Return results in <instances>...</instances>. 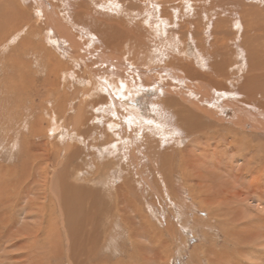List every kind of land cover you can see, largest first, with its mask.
<instances>
[{
    "label": "rangeland",
    "instance_id": "rangeland-1",
    "mask_svg": "<svg viewBox=\"0 0 264 264\" xmlns=\"http://www.w3.org/2000/svg\"><path fill=\"white\" fill-rule=\"evenodd\" d=\"M3 1L0 0V42L13 35L12 24H17L14 25L15 27H26L27 30L24 33H28L30 37L23 34L21 39L12 43L6 51L1 52L0 49V130L6 129L3 134L2 131L0 132V264H258L263 262L264 130H254L255 132L252 131L253 129L249 130L251 125L248 123V130H246L248 137L241 135L238 129L240 127H236L238 125L234 121H237L238 114L243 117L246 113L238 112L234 103L228 100V107L224 109L225 115L220 116L224 118L222 122L213 126L210 123L209 128L191 126L188 130L184 128L185 133L182 132L172 122L176 109L179 115L183 117L186 115L184 108L177 105L171 108L164 105L163 101L170 97L165 89L176 91L179 90V85H183L181 81L175 80V72L169 70L173 68L169 62L172 61L171 64H174L176 59L159 55L156 58L152 48L154 41H150L152 36L138 29L137 25L124 23L129 31L133 29L131 34L123 30L122 25H118L117 28L114 17L107 18L101 13L102 17L98 12L96 9L98 0H94L96 4L91 3V0L90 2L88 0H39L48 10L53 9L54 17L57 18L59 15L58 18L63 19L67 13V17L74 20L76 27L80 25L85 29L87 27L86 30H92L94 41L87 43L82 36L78 38L79 44L74 45L75 47L71 46L70 41L67 40L60 41V44L57 43L56 46L47 43L52 34L47 31L43 19L36 21L35 0ZM11 1L14 3L12 8ZM150 1L153 3L160 0H121L122 3L127 4L126 8L138 10ZM182 1L175 2L174 6L181 5ZM244 1L252 3V8L264 11L262 6L264 0ZM85 3L90 6H85ZM196 3V8L200 7L201 11L207 9L211 18L206 19L205 12L202 11L204 12L202 15L197 12L192 16L183 14L181 20L186 21L187 18V20H193V23L200 20L201 26L199 30L197 27L196 34L200 36L198 40L192 36L195 32L193 27H190L193 26L192 22H184L186 27H181L179 23L174 25L172 8L166 6L167 4H161V7L166 10L163 16L170 17L172 20L169 22L173 29L172 39L177 38L180 42L182 40L185 43L186 53L190 57L193 53L200 54L209 57L210 63H213L211 60L219 61L222 54L231 60L237 58L238 65L228 68L232 73L224 72V82H221L219 77H214L217 80L215 85L225 88L223 90L231 94L235 93L238 100L244 98L250 101L252 110L264 113V105H262L264 103V55L259 60V62L262 61L258 64L259 66L252 65V61H247L246 66L241 52L243 43L241 38L245 36L242 34L240 38L242 32H237L234 27L233 20L240 19L243 0H201ZM14 5L18 7L15 9ZM170 5L173 6L172 3ZM18 8L21 9L20 14L16 13ZM216 10H219L218 14L215 13ZM13 13L21 19L13 17ZM257 18L258 23H255V26L262 30L264 20H260L262 23L259 24L260 17ZM101 21L108 26L99 24ZM225 22L230 29V34L227 45L222 48L221 39L219 42L216 39V35L219 36V34L215 32V27ZM74 25L72 33L79 34L78 27L75 28ZM1 27L3 29L6 27L4 29L6 32ZM96 27L97 29L100 27L99 31ZM248 34V42L250 38L252 42L251 48L255 41L264 54V39L256 36L255 40L251 32ZM28 42L33 43L31 46L36 48L37 53L42 50L40 56L44 54L45 58L42 56L41 60L40 56L38 58L23 54L21 45ZM79 45L83 50L78 48ZM32 48L29 47V51ZM250 55L252 56L251 52ZM15 56L20 60L15 58V61H12L11 57ZM76 59H78L77 62ZM208 62L206 59V68L201 70L214 74L216 68L214 64L209 67ZM48 64L52 65V70ZM238 66L244 69L248 67V76L255 78L248 81L241 75L242 71L238 70ZM25 68L28 69L25 71ZM102 77L105 79L109 77L116 84L122 81L128 83L144 80L147 77L152 78L155 87L148 88L141 85L142 89L136 91V94L130 84L127 87L123 82L122 94L132 92L135 106L143 114L154 116L157 120L156 113H159L158 117H162L168 126L172 124L171 128H175L177 132L171 134L166 126L165 131L161 129L159 132L155 130L152 133L150 130V132L145 130L146 127L143 126L142 134L145 138L141 140L133 126L126 125L123 119L119 122L115 110H122L119 114L124 111L120 105H113L111 98L115 102L121 98L100 85L98 80ZM256 78L260 84L255 82ZM23 80L24 83H22ZM174 83L175 88L172 87ZM49 84L51 86H48ZM159 87H164L162 88L164 91H161ZM198 98H200L199 95ZM230 98L233 97L229 96L228 99ZM215 100L219 107L222 101L223 104L225 103L221 93H218ZM235 116H237L236 119ZM244 119L247 121L246 117ZM12 121L16 126L15 131L8 127L11 128L14 125ZM206 122L210 121L206 120L203 124ZM19 125L20 127H17ZM232 127L237 128V136L229 135L233 132ZM193 129L196 130L193 131ZM227 130L230 132L227 133ZM161 133H165L166 141H163L164 136ZM171 136H175L174 139L180 136L179 142ZM210 136L213 138L211 139ZM241 136L246 139L243 142L245 144L240 148L237 140ZM197 137H201V142L209 146L208 149ZM16 138L19 143L14 140ZM223 141L227 142V145ZM15 142L19 144L18 147L17 145H15L17 148L11 147V143ZM66 145L68 149L65 148ZM191 146L194 148L191 149ZM224 149L229 151L226 153ZM141 153L145 155V158ZM233 153L235 157L239 155L245 160L244 166L237 161L239 158L233 159ZM129 155H132L131 161H128ZM144 166H147L149 171ZM29 168L30 171H28ZM156 169L163 178L155 172ZM20 170H23L24 175ZM186 175H190V178ZM53 176L60 178L58 181L61 182L59 181L60 185L59 182L57 185L59 186L57 196L54 194L52 197L51 180L54 179L55 182L57 180ZM66 177L68 180L65 179ZM42 180L46 182L45 186ZM161 182L167 184L162 186ZM109 183L117 185L116 192H113L114 189L111 192L107 189ZM167 187H169L168 191H166ZM60 192L62 197L59 195ZM116 194L119 196H115ZM258 198L260 201H256ZM126 201L129 202V208L123 209L127 204ZM201 203L204 206L207 205L205 210L200 207ZM149 205L150 209L147 208ZM125 210L127 212H123Z\"/></svg>",
    "mask_w": 264,
    "mask_h": 264
},
{
    "label": "bare ground",
    "instance_id": "bare-ground-1",
    "mask_svg": "<svg viewBox=\"0 0 264 264\" xmlns=\"http://www.w3.org/2000/svg\"><path fill=\"white\" fill-rule=\"evenodd\" d=\"M3 1V0H2ZM58 1V0H57ZM89 2H90V0H88ZM123 1V0H122ZM147 1H149V0H147ZM177 1H179L180 2V0H171V1H162V0H160L159 2H149V4H145V6L143 7V8H141L140 10H138V9H129L128 7L126 8V6H127V4H124V3H122L121 2V0H98V4L96 5V9H98V12L101 14H105L106 16L105 17H109V18H113L114 17V19H116V22H115V26L118 28V25H122V29L123 30H127V32H130V34H131V31L133 30V29H131V31H129L128 29H127V25L125 26L124 25V23L125 24H130V25H137L136 27L138 28V29H140V30H142V31H146V32H148L151 36H152V39H150V41L151 42H153L154 41V44H153V46H152V48H153V50H154V52L156 53V58H158V55L160 56V57H164V56H168V57H174L175 59H176V61L174 62V64H171L172 63V61L171 62H169V65H173V68H170V67H168V68H170L169 70H171V71H173V72H175V80L176 81H178V82H182L181 84H183V85H179L180 86V88H179V90H174V89H171V90H169L168 89V91H166L167 89H165V92H168L169 94L168 95H170V97H167V98H169V99H167V100H163L164 101V105H166V106H171V108H173L175 105H177V106H179V107H181V108H184L183 110L185 111L184 112V114H186V115H184V117H183V115H179V112H178V109H176L177 111H175V117H174V121L172 122L176 127H178L179 129H181V131L182 132H184L185 133V131H184V128H187L186 130H188V128H191V126L193 127V126H195V128H197V127H200V126H203V128H209L210 127V125L212 124V126L213 125H216L218 122H222L223 121V119L224 118H222V117H220V116H223V115H225V112H224V109H226L227 107H228V105H227V103H229L228 102V100L229 101H231V103L233 102L234 103V106H235V108H237L238 109V112H241V113H243V111H244V114L246 113V115H244L245 117H246V119H247V121H249V122H247V121H244L245 119V117L243 118L240 114H238V117L237 116H235V119H236V117L238 118L237 119V121L235 120L234 121V119H233V121L236 123V125H238V126H236V127H240V128H238L239 129V133L241 134V135H245V137H248V136H246L247 135V133H246V130H248L247 129V124L248 123H250V125H251V128H249V130H252V131H254V130H258V131H263L264 130V113L263 112H258V110H252L250 107H252V106H250V101H248V100H246V99H244V98H240L239 100H238V98H237V96H235L236 94L235 93H230V92H227L226 90V92L223 90V89H225V88H221V87H216V82H217V80H215L214 79V77L215 78H217V77H219L220 78V81L221 82H224L225 81V78H224V72L225 73H228V68H232L234 65H238V62H237V58L235 59V60H231V59H229V58H227L226 57V55H224V54H222L221 56H220V59H219V61H214V60H211L213 63H210V58L209 57H206V56H203V55H200V54H192V57H190V55H188V53H186L187 51H186V47H185V43L184 42H182V40H181V42L179 41V39H177V38H174V39H172V35H173V33H172V31H173V29H172V25H170L169 24V22H172V20H171V18L170 17H165V16H163V13L165 14L166 13V10L163 8V7H161V4H167L166 6H170L172 9V12H173V18L172 19H175V21H174V25H178V23H179V25L181 26V27H186V25H184V22H192V25L193 26H190V27H193V30H195V32H193V34H192V36L193 37H195L197 40H198V37H200L199 36V34L198 35H196L197 34V27H198V30L200 29V26H201V22H200V20L198 19V20H196V22L195 23H193V20H187V18L185 19L186 21H183V20H181L182 19V17L181 16H184L185 14H186V16H192V14H195V12H197V14H204V12H205V17H206V19H209V17L211 18V16L208 14V10L206 9V10H202V11H204V12H202L201 11V9H200V7H199V9L198 8H196V6H195V4H197L196 2H199V1H201V0H181L182 1V3H181V5H179V4H177V5H175L174 6V4H175V2H177ZM247 1V0H246ZM4 2V1H3ZM21 2V1H20ZM62 2V1H61ZM92 2H94V0H91V3ZM144 2V1H143ZM87 3V2H86ZM85 3V4H86ZM145 3V2H144ZM148 3V2H147ZM173 4V6L172 5H170V4ZM1 4V3H0ZM11 4H12V6H11V8L13 7V2L11 1ZM10 4V5H11ZM82 4H83V2H82ZM88 4V3H87ZM85 5V6H88V5ZM94 4H96L95 2H94ZM70 5V4H69ZM126 5V6H125ZM253 4L252 3H247V2H245L244 0H243V3H241V11H240V14H239V20L238 19H234L233 21H234V27H235V29H236V31L237 32H242L241 33V35H240V38L242 37V34H243V36H245V37H242L241 38V41L243 42L242 44H241V52H242V54H243V58H244V63H246V66H247V61H252L253 63H252V65H256V66H259L258 64L261 62L262 63V61H260L259 62V60L262 58V55H264L263 53H262V51H261V48L260 47H258L257 45L258 44H256V42L255 41H253L254 42V44H253V48H251V45L250 44H252V42H250V40H251V38H250V40H249V42H248V37H249V34H248V32H251L252 33V38H257L256 36H259V38H261V39H264V27H262L261 29L262 30H260L259 28H257L256 26H255V23H258V18L257 17H260V19H259V24H261L262 23V21H260V20H264V11L262 12V10H256V9H254V8H252L251 6H252ZM71 6V5H70ZM90 6V5H89ZM88 6V7H89ZM94 6V5H93ZM262 6H263V9H264V4H262ZM18 7V6H17ZM15 5H14V8L16 9L17 8ZM57 7H59V5H57ZM87 7V8H88ZM95 7V6H94ZM35 14H36V16L35 17H37V18H35L36 19V21H41L42 19L44 20V23L46 24V26H47V31H49V33H51L52 34V36H51V38L50 39H48V41H47V43H49V45H54V46H56V44L57 43H59L60 44V41H62V40H67V41H70V43H71V46H73V47H75L74 45H76V44H79V41H78V38H80V37H82V36H84L85 37V39L87 40V43H91V42H93L94 41V37H93V34H92V30H86L87 29V27H86V29L85 28H83L82 26H77L76 27V25H74V20H71V19H69L68 17H67V13H66V15L63 17V15H61L62 17H63V19L61 18V19H59L58 18V16H57V18L56 17H54V15H53V13H52V11H53V9H50V10H48L41 2H39V0H35ZM78 8V7H77ZM85 8V7H84ZM14 9V10H15ZM20 8H18V10H19ZM95 9V8H94ZM222 9V8H221ZM9 10V9H8ZM18 10H17V12L16 13H19L20 14V12H21V9L19 10V12H18ZM70 10V9H69ZM74 10H76V8L74 9ZM77 10H79V9H77ZM85 10V9H84ZM219 10H216L215 11V13H217ZM63 12V11H62ZM96 12H97V10H96ZM135 12V13H134ZM1 13V12H0ZM9 13V12H8ZM10 13H12L11 12V10H10ZM15 13V12H14ZM13 13V14H14ZM79 13V12H78ZM85 13V12H84ZM95 13V12H94ZM168 13V12H167ZM3 14V13H2ZM64 14V13H63ZM87 14V13H86ZM101 14V15H102ZM168 14H170V13H168ZM184 14V15H183ZM218 14V13H217ZM16 14H14V16L13 17H15V18H18V20H20L19 19V17H17V16H15ZM103 15H102V17H103ZM5 16V15H4ZM20 16H22V15H20ZM68 16L69 17H71L72 18V16L70 15V14H68ZM79 17H80V14L78 15ZM203 16V17H204ZM11 18H12V14H11V16H10ZM87 17V16H86ZM202 17V18H203ZM94 18V17H93ZM92 18V19H93ZM100 19V18H99ZM105 19V18H104ZM193 19V18H192ZM7 20V19H6ZM9 20H11V19H9ZM13 20V19H12ZM102 20V19H101ZM176 20H178V22H176ZM14 21H15V19H14ZM85 21V20H84ZM96 21H99V20H96ZM95 21V22H96ZM103 21V20H102ZM102 21L99 23V24H101V25H105V24H103L102 23ZM7 22V21H6ZM5 22V23H6ZM92 22V21H91ZM94 22V23H95ZM264 22V21H263ZM8 23V22H7ZM23 23V22H22ZM109 23V22H108ZM26 24V23H25ZM71 24H73L74 26H75V28H77V32H79V34H73L72 33V31H73V29H74V27H73V25H71ZM88 24V23H87ZM196 24H198L197 26H195ZM226 24H227V22H225V24H220V25H218V26H216L215 28V32L217 33V34H219V36H220V38H219V36L218 35H216V39L218 40V42H219V39H221V47L222 48H224L225 47V45H227V40H228V36H229V34H230V29H229V27H228V25L226 26ZM14 25H17V24H12L11 25V30H12V34L13 35H11V37H7V38H5L2 42H0V49H1V52L2 51H6L7 49H9L8 47L10 46V45H12V43L14 44L17 40H20L21 39V37H22V35L23 34H25V35H28L29 36V34L27 33H24L26 30H27V28L25 27H15ZM29 25H31L30 23H29ZM96 25V24H95ZM107 25V24H106ZM105 25V26H106ZM112 25V24H111ZM19 26H20V24H19ZM84 26H86V25H84ZM97 26H99V25H97ZM104 26V27H105ZM108 26V25H107ZM109 26H110V23H109ZM33 27V26H32ZM90 27H91V25H90ZM104 27H101V28H104ZM121 27V26H120ZM135 27V26H134ZM190 27H187L188 29H190ZM251 27H253V28H251ZM2 29H3V27H1ZM6 28V27H5ZM4 28V29H5ZM30 28V27H29ZM100 28V27H99ZM98 28V29H99ZM4 29H3V31H4ZM96 29H97V27H96ZM97 29V30H98ZM110 29V28H109ZM109 29H107V30H109ZM121 29V28H120ZM183 29V28H182ZM31 30V29H30ZM72 30V31H71ZM190 30H192V29H190ZM232 30V29H231ZM96 31V30H95ZM99 31V30H98ZM235 31V32H236ZM4 32H6V31H4ZM10 32V31H9ZM31 32V31H30ZM76 32V33H77ZM82 32H84V33H82ZM97 32V31H96ZM108 32V31H107ZM110 32V31H109ZM201 32H204V31H201ZM207 32V31H206ZM200 33V32H199ZM128 34V33H127ZM141 34V33H140ZM103 35H105V34H103ZM251 35V34H250ZM8 36V35H7ZM97 36V35H96ZM99 36H101V35H99ZM113 36V35H112ZM261 36V37H260ZM30 37V36H29ZM3 38V37H2ZM75 38V39H74ZM88 38H89V40H88ZM97 38V37H96ZM248 38V39H247ZM27 39V38H26ZM85 39H83V40H85ZM102 40H103V38H101ZM28 40V39H27ZM256 40V39H255ZM258 42L260 41V40H257ZM150 42V43H151ZM23 43V42H22ZM64 43V42H63ZM99 43H101V42H99ZM187 43V42H186ZM261 43V42H260ZM259 43V45H261ZM38 44V43H37ZM94 44V43H93ZM101 44H103V43H101ZM112 44V43H111ZM263 44V43H262ZM31 45H33V43L31 44V43H29L28 42V44L27 43H24L23 45H21V50H22V52H23V54H26V55H33V57L34 56H36V57H38L39 58V56H40V53L42 52V50L41 51H39L40 53H37V50H36V48H32V46ZM69 45V44H68ZM95 45V44H94ZM30 48H32L30 51H29V47ZM61 46V45H60ZM66 46V45H65ZM81 45H79V47L78 48H80V49H82L81 47H80ZM84 46H85V44H84ZM84 46H82V47H84ZM93 46V45H92ZM110 46H112V45H110ZM256 46V47H255ZM264 46V45H263ZM37 47V46H36ZM44 47V46H43ZM90 47V46H89ZM103 47V46H102ZM39 48V47H38ZM67 48V47H66ZM85 48V47H84ZM40 49V48H39ZM42 49H44V48H42ZM45 49H46V47H45ZM72 49V48H71ZM92 49V48H91ZM251 49V50H250ZM47 50V49H46ZM83 50V49H82ZM264 50V49H263ZM26 51H28V53H25ZM65 51V50H64ZM69 51V50H68ZM63 52V51H62ZM67 52V51H66ZM100 52H101V50H100ZM152 52V51H151ZM221 52V51H220ZM219 52V53H220ZM250 52H251V54H252V56L250 55ZM91 53V52H90ZM71 54V53H70ZM80 54V53H79ZM191 54V53H190ZM3 55V54H2ZM38 55V56H37ZM47 55V54H46ZM103 55V54H102ZM249 55V56H248ZM42 56H44L43 58H45V55L43 54ZM42 56H40V58H41V60L43 59L42 58ZM99 56V55H98ZM47 57H48V55H47ZM69 59H70V57L69 56H67ZM153 57V56H152ZM248 57H249V60H248ZM11 58H13V60L12 61H15V58H18L19 59V57H11ZM37 58V59H38ZM74 58V57H73ZM35 59V58H34ZM37 59H36V61H37ZM113 59H114V57H113ZM206 59L209 61L207 64H209V67H211V65L212 64H214V67L216 68V70H215V75L214 74H210V73H205L206 71L205 70H201V69H204V68H206L205 67V61H206ZM239 59V58H238ZM20 60V59H19ZM48 60V59H47ZM46 60V61H47ZM53 60V59H52ZM77 60L78 59H76V62H77ZM264 60V59H263ZM35 61V62H36ZM39 61V60H38ZM80 61V60H79ZM82 61V60H81ZM164 61V60H163ZM174 61V60H173ZM43 62V61H42ZM16 63V62H15ZM48 63V62H47ZM102 63V62H101ZM157 63V62H156ZM23 64V63H22ZM52 64V63H51ZM54 64V63H53ZM52 64V65H53ZM161 64H163V63H161ZM48 65H50V64H48ZM52 65H50V69H51V67H52ZM21 66V65H20ZM167 66V65H166ZM262 66V65H261ZM25 67V66H24ZM26 67H28V66H26ZM263 67V66H262ZM261 67V68H262ZM30 68V67H29ZM167 68V69H168ZM238 68V70L239 71H242L241 72V75L244 77V78H246L248 81H249V79H254V78H252L251 76H248L249 75V73H248V67H246L245 69L244 68H241L240 66H238L237 67ZM251 68V67H250ZM21 69H22V66H21ZM20 69V70H21ZM26 69H28V68H25V71H26ZM164 69H166V68H164ZM211 69V68H210ZM52 70V69H51ZM50 70V71H51ZM54 70V69H53ZM202 71H204V72H202ZM29 72H30V70H29ZM63 72H65V70L63 71ZM172 72V73H173ZM229 72H231V71H229ZM247 73V75H246V73ZM20 73H22V71L20 72ZM56 73V72H55ZM139 73V72H138ZM204 73V74H203ZM232 73V72H231ZM23 74H25V73H23ZM73 74V73H72ZM257 74V73H256ZM256 74H254V75H256ZM30 75V74H29ZM45 75V74H44ZM51 75V74H50ZM251 75V74H250ZM260 75V74H259ZM252 76H253V73H252ZM257 76V75H256ZM19 77V76H18ZM107 77V76H106ZM49 78H50V76H49ZM138 78V77H137ZM144 78V77H143ZM163 78V77H162ZM258 78V77H257ZM256 78V79H257ZM164 79H166L165 77H164ZM120 80V79H119ZM27 81V80H26ZM99 82H100V85H102V87H104L106 90H108V92H114L115 93V95L117 96V97H120L121 99H119L118 100V102H115V100L114 99H112L111 98V101H112V104L113 105H120V107L123 109V111H124V113H122V114H119L122 110H115L116 112H117V117L119 118V122H121V120L123 119L124 120V122L126 123V125H128V126H130V127H132L133 126V128H135V132H136V134L139 136V138L141 139V140H143L145 137H144V135L142 134V132L144 131L143 129V126H145L146 128H145V130H150L152 133H154V131L156 130V131H158L159 132V130H163V131H165V129H166V126H167V128L168 129H170L168 132H170L171 134H175V132H177V131H175V128L174 129H172L171 128V126H172V124H169V126L166 124V122L165 121H163L162 120V117L161 118H159L158 116H159V113H156V115H157V120H156V118L154 117H152V116H149V115H145V114H143V112H141L136 106H135V100H134V94L132 93V92H130V93H127V94H122V91H121V86L123 85V84H126L127 85V87H129V84H130V86L131 87H133V91H135V94H136V91H138V90H141L142 89V86L141 85H144L145 87H148V88H150V87H155V83H154V81L152 80V78H150V77H147V79H144V80H138V81H131V82H124V81H122V82H119L118 84H116V83H114V81L113 80H111L109 77H108V79H105L104 77H102V78H100V80H98ZM263 81V80H262ZM124 82V83H123ZM177 82V83H178ZM218 82H219V80H218ZM251 82H253V81H251ZM255 82H258L259 84H260V81H258V79L257 80H255ZM22 83H24V80H23V82ZM94 83V82H93ZM123 83V84H122ZM15 84V83H14ZM26 84V83H25ZM122 84V85H121ZM45 85V84H44ZM157 85V84H156ZM172 85V84H171ZM177 85V86H178ZM27 86V85H26ZM34 86V85H33ZM48 86H51L50 84L48 85ZM134 86H135V88H134ZM110 87H112V89L110 88ZM123 87V86H122ZM172 87H176L175 86V83L172 85ZM255 87V86H254ZM25 88V87H24ZM162 88H164V87H162ZM161 87H159V89H161V91H164L163 89H162ZM110 89H111V91H110ZM177 89H178V87H177ZM213 89V90H212ZM127 92V91H126ZM218 93H221L222 94V99L224 100V102L226 103H224L223 104V101H222V104H221V107H219L218 105H217V103H216V97H217V95H218ZM167 94V93H166ZM229 94H231V95H229ZM198 95L200 96V98H198ZM229 96H232L233 98H230V99H228V97ZM248 96V95H247ZM253 96V95H252ZM166 97H163V99H166ZM262 105H264V103H262ZM258 106H259V104H258ZM231 107V106H230ZM261 107V106H260ZM116 108V107H115ZM264 109V108H263ZM31 110V109H30ZM81 110V109H80ZM171 111H172V109H171ZM237 111V110H236ZM31 113V112H30ZM163 113V112H162ZM172 113V112H171ZM181 113H182V111H181ZM221 113V114H220ZM76 114V113H75ZM119 114V115H118ZM223 114V115H222ZM236 114V113H235ZM30 115V114H29ZM161 115V114H160ZM237 115V114H236ZM187 116V117H186ZM23 117V116H22ZM34 117V116H33ZM72 117H73V114H72ZM190 117V118H189ZM76 118V117H75ZM78 118V117H77ZM172 118V117H171ZM20 119H22V118H20ZM81 119H83V118H81ZM23 120V119H22ZM21 120V121H22ZM85 120V119H84ZM206 120H208V121H210V122H206V124H203V122L204 121H206ZM24 121V120H23ZM27 121H29V120H27ZM73 120H71V122H72ZM13 123H14V121H12ZM25 122V121H24ZM214 122V123H213ZM17 123V122H16ZM27 123V122H26ZM25 123V124H26ZM35 123H37V122H35ZM85 123V122H84ZM209 123V124H208ZM211 123V124H210ZM20 124V123H19ZM23 124V123H22ZM41 124V123H40ZM76 124V123H75ZM203 124V125H202ZM223 124V123H222ZM27 125V124H26ZM34 125V124H33ZM73 125V124H72ZM24 126V125H23ZM74 126V125H73ZM83 126V125H82ZM81 126V127H82ZM9 127V129H14V131L16 130V126H15V123H14V125L13 126H11V128H10V126H8ZM17 127H20V125L19 126H17ZM217 127V126H216ZM194 128V127H193ZM212 128V127H211ZM232 128H234L233 129V132H230V131H228L227 130V133L228 132H230V134L229 135H233V136H237V128L235 129V127H232ZM30 129V128H29ZM224 129H226V128H224ZM4 130H6V129H1L0 130V132L2 131V134H3V131ZM34 130V129H33ZM32 130V131H33ZM174 130V131H173ZM194 130H196V129H193V131ZM220 130V129H219ZM31 131V130H30ZM132 131H133V129H132ZM149 131V132H150ZM222 131V130H221ZM18 132V131H17ZM187 132V131H186ZM206 132H208V131H206ZM255 132V131H254ZM132 133V132H131ZM166 133V132H165ZM164 133V134H165ZM190 133V132H189ZM201 133V132H200ZM203 133V132H202ZM215 133H217V132H215ZM221 133V132H220ZM223 133V132H222ZM226 133V134H227ZM249 133V132H248ZM252 133V132H251ZM257 133H259V132H257ZM164 134H162L161 133V135L162 136H164V140L163 141H166L165 140V136L166 135H164ZM254 134V133H253ZM260 134V133H259ZM136 135V136H137ZM186 135H187V133H186ZM204 135V134H203ZM228 135V134H227ZM249 135H251V134H249ZM18 135H17V133H16V137H17ZM126 136V135H125ZM142 136V137H141ZM159 136V135H158ZM207 138H208V136L207 135H205ZM223 136V135H222ZM257 136V135H256ZM22 137V136H21ZM188 137V136H187ZM211 137V136H210ZM226 137V136H225ZM225 137H223V138H225ZM11 138V137H10ZM9 138V139H10ZM171 138H175V136H171ZM198 138V137H197ZM201 138V137H200ZM200 138H198V140L200 139ZM202 138H205L204 136H202ZM213 137H211V139H212ZM227 138V137H226ZM24 139V138H23ZM129 139V138H128ZM163 139V138H162ZM245 139L246 138H244L243 136H241L240 137V139L239 140H237V144L238 145H240V148L241 147H243L242 145L243 144H245V143H243V142H245ZM16 142H18L19 143V140L16 138V139H14ZM139 140V139H138ZM174 140H177L178 142H179V140H180V136H178L177 137V139H174ZM204 141H205V139H203ZM209 140V139H208ZM221 140V139H220ZM222 140H224V139H222ZM230 140H232V139H230ZM260 140V139H259ZM258 140V141H259ZM168 141V140H167ZM203 141V142H204ZM207 141V140H206ZM226 141V140H225ZM11 143V147H16L15 145H17V147H18V145L19 144H17V143ZM24 142V141H23ZM200 142H201V139H200ZM222 142V141H221ZM224 142V141H223ZM4 143V142H3ZM22 143V142H21ZM202 143V142H201ZM225 144L227 143V142H224ZM24 144V143H23ZM128 144V143H127ZM199 144V143H198ZM202 144H204V143H202ZM223 144V143H222ZM236 144V145H237ZM9 145V144H8ZM7 145V146H8ZM136 145V144H135ZM201 145V144H200ZM217 145H218V143H217ZM227 145V144H226ZM68 146H71V145H68ZM131 146H132V144H131ZM203 146H205L206 147V149H208V147L206 146V144H204ZM235 146V145H234ZM233 146V147H234ZM16 147V148H17ZM31 147V146H30ZM127 148H129L128 146H126ZM138 147V146H137ZM143 147V146H142ZM216 147V146H215ZM214 147V148H215ZM65 148H67V145H66V147ZM194 147L193 146H191V149H193ZM199 148V145L197 146V149ZM220 148H223V147H220ZM225 148V147H224ZM235 148V147H234ZM244 148H245V146H244ZM68 149V148H67ZM143 149H145V148H143ZM202 149H203V147H202ZM205 149V148H204ZM216 149H218L217 147H216ZM233 149V148H232ZM31 150V149H30ZM139 150V149H138ZM137 150V151H138ZM182 150V149H181ZM227 150V149H226ZM225 149H224V151H226ZM26 151V150H25ZM65 151H66V149H65ZM217 151V150H216ZM219 151V150H218ZM229 151V150H228ZM228 151H226V153L228 152ZM20 152V151H19ZM21 152H23V150L21 151ZM20 152V153H21ZM28 152V151H27ZM27 152H26V154H27ZM59 152V151H58ZM67 152H70V151H68L67 150ZM116 152V151H115ZM131 152V151H130ZM236 152V151H235ZM179 153V152H178ZM209 153V152H208ZM211 153V152H210ZM209 153V154H210ZM223 153V152H222ZM225 153V152H224ZM237 153H240V152H238L237 151ZM70 154V153H69ZM128 154H130V153H128ZM157 154V153H156ZM229 154V153H228ZM71 155V154H70ZM141 155H142V157H144L145 158V155H143L142 153H141ZM188 155V154H187ZM226 155V154H225ZM31 156H33V154L31 155ZM30 156V157H31ZM123 156H125V155H123ZM130 156V158H128V161H131V159H132V155H129ZM177 156V155H176ZM179 156V155H178ZM186 156V155H185ZM229 156V155H228ZM23 157V156H22ZM126 157V156H125ZM213 157V156H212ZM220 157V156H219ZM25 158V157H24ZM26 158H28V157H26ZM43 158V157H42ZM139 158V157H138ZM234 158H239L237 161H239V163L242 165V166H244L245 164L243 163V162H245V160L243 159V158H240L239 157V155L238 156H236L235 157V153H233V159ZM127 159V158H126ZM22 160H24V159H22ZM29 160V159H28ZM31 160V159H30ZM146 160H148L147 158H146ZM236 160V159H235ZM33 161V160H32ZM189 161V160H188ZM24 162H26V161H24ZM112 162V161H111ZM165 162V161H164ZM23 163V162H22ZM33 163V162H32ZM31 163V164H32ZM132 163V162H131ZM146 163V162H145ZM145 163H143V164H145ZM181 163V162H180ZM188 163V162H187ZM191 163V162H190ZM197 164H200L199 162H196ZM211 163V162H210ZM38 164V163H37ZM47 164V163H46ZM182 164V163H181ZM20 165V164H19ZM39 165V164H38ZM193 165H196V164H193ZM203 164H201V167L203 168V166H202ZM205 165V164H204ZM207 165V164H206ZM247 165V164H246ZM23 166V165H22ZM133 166V165H132ZM18 167V166H17ZM145 168H147V166H144ZM199 168H200V166H198ZM208 167V166H207ZM209 167H210V165H209ZM37 168V167H36ZM66 168V167H65ZM183 168V167H182ZM186 168H187V166H186ZM201 168V169H202ZM204 168H206V167H204ZM251 168V167H250ZM16 170H18V169H20V168H15ZM25 169V168H24ZM27 169V168H26ZM33 169H35L34 168V165H33ZM32 169V170H33ZM67 169V168H66ZM65 169V170H66ZM107 169V168H106ZM193 169V168H192ZM191 169V170H192ZM216 169V168H215ZM257 169V168H256ZM37 170V169H36ZM38 170H40V169H38ZM147 170H148V168H147ZM160 170H161V168H160ZM204 170V169H203ZM206 171H207V168L205 169ZM208 170H209V168H208ZM213 170V169H212ZM211 170V171H212ZM254 170V169H253ZM252 170V171H253ZM3 170H1V172H2ZM21 171V173L23 174V170H20ZM20 171H19V173H20ZM28 171H30V168H29V170ZM41 171V170H40ZM40 171H37V172H40ZM54 171V170H53ZM123 171V170H122ZM149 171V170H148ZM162 171V170H161ZM185 171V170H184ZM193 171V170H192ZM214 171H217V170H214ZM34 172V171H33ZM32 172V173H33ZM36 172V171H35ZM156 173H158L160 176H162V178H163V175H161V173H159V171L156 169V171H155ZM194 172V171H193ZM192 172V173H193ZM218 172V171H217ZM258 172H260L259 170H258ZM15 173V172H14ZM53 173V172H52ZM55 173V172H54ZM53 173V174H54ZM65 173V172H64ZM78 173V172H77ZM148 173V172H147ZM191 173V174H192ZM195 173V172H194ZM207 173V172H206ZM16 175H18V173H15ZM29 174V173H28ZM43 174V173H42ZM45 174V173H44ZM50 174V173H49ZM163 174V173H162ZM204 174H205V172H204ZM212 174H213V172H212ZM21 175V174H20ZM19 175V176H20ZM24 175V174H23ZM22 175V176H23ZM30 175V174H29ZM37 175H40V174H37ZM36 175V176H37ZM87 175V174H86ZM114 175V174H113ZM137 175H139V173L137 172ZM193 175H195V174H193ZM200 175V174H199ZM208 175V174H207ZM214 175H216V174H214ZM254 175V174H253ZM252 175V176H253ZM187 176V175H186ZM190 175H188L187 176V178H190L189 177ZM14 177V176H13ZM26 177V176H25ZM39 177H41V175L39 176ZM38 177V178H39ZM49 177H52V176H49ZM53 177H55V176H53ZM110 177V176H109ZM194 177V176H193ZM207 177H209V176H207ZM211 177V176H210ZM259 177V176H258ZM262 177V176H261ZM260 177V178H261ZM56 178V177H55ZM75 178V177H74ZM78 178V177H77ZM83 178V177H82ZM195 178V177H194ZM263 178V177H262ZM22 179V178H21ZM45 180H46V178H44ZM57 179V178H56ZM58 179H60V178H58ZM58 179L56 180V182L54 181V179H52L51 180V187H50V192L52 193V197H53V195L55 194L56 196H57V188L59 187H57V185H58V182L60 181H58ZM65 179H67V177L65 178ZM155 179V178H154ZM184 179V178H183ZM196 179V178H195ZM206 179V178H205ZM208 179V178H207ZM229 179V178H228ZM259 179V178H258ZM257 179V180H258ZM49 180V179H48ZM68 180V179H67ZM66 180V181H67ZM75 180V179H74ZM185 180V179H184ZM187 180V179H186ZM200 180V179H199ZM40 181V180H39ZM65 181V180H64ZM157 181V180H156ZM192 181V180H191ZM34 182V181H33ZM41 182H44V180H42ZM40 182V183H41ZM49 182V181H48ZM61 182V181H60ZM60 182H59V185H60ZM101 182V181H100ZM103 182V181H102ZM123 182H125V181H123ZM196 182V181H195ZM197 182H198V180H197ZM108 183V182H107ZM162 183V186L164 185V184H167L166 182H161ZM262 183V182H261ZM34 184H35V182H34ZM45 184H46V182H44V185L43 186H45ZM69 184H71V183H69ZM114 183H109L108 184V186H107V189L111 192V190L112 189H114L113 190V192H116V190H117V188L115 189V186H117V185H113ZM199 184V183H198ZM236 184V183H235ZM104 185H106V184H104ZM196 185V184H195ZM65 186V185H64ZM67 186V185H66ZM70 186V185H69ZM118 186H122V184H118ZM157 186V185H156ZM161 186V187H162ZM165 186V185H164ZM194 186V185H193ZM200 186V185H199ZM68 187V186H67ZM104 187H106V186H104ZM69 188V187H68ZM67 188V189H68ZM119 188V187H118ZM159 188H160V186H159ZM42 189V188H41ZM84 189V188H83ZM161 189V188H160ZM198 189V188H197ZM201 189V188H200ZM120 190V189H119ZM122 190V189H121ZM162 190V189H161ZM169 190V187H167L166 188V191H168ZM196 190V189H195ZM248 190V189H247ZM39 191V190H38ZM42 192L44 191V189L43 190H41ZM80 191V190H79ZM158 191V190H157ZM201 191V190H200ZM200 191H199V193H200ZM190 193L192 192V191H189ZM62 192H60L59 193V195L61 194ZM73 193V192H72ZM85 193H87V191L85 192ZM94 193V192H93ZM254 193V192H253ZM79 194V193H78ZM112 195H113V193H111ZM85 195V194H84ZM123 195V194H122ZM195 196H196V193L194 194ZM198 195V194H197ZM236 195V194H235ZM234 195V196H235ZM61 196V195H60ZM60 196H58V197H60ZM89 196V195H88ZM115 196H119V194H116ZM192 196V195H191ZM199 196V195H198ZM233 196V195H232ZM62 197V196H61ZM123 197V196H122ZM125 197V196H124ZM80 198V197H79ZM78 198V199H79ZM88 198V197H87ZM94 198V197H93ZM119 198V197H118ZM191 198H193V197H191ZM195 198V197H194ZM7 199V198H6ZM63 199H64V197H63ZM120 199V198H119ZM126 199V198H125ZM197 199V198H196ZM232 199H233V197H232ZM43 200V199H42ZM65 200V199H64ZM67 200V199H66ZM96 200V199H95ZM122 201V200H121ZM243 201H244V199H243ZM256 201H260V199L258 198V199H256ZM1 202V201H0ZM56 202V201H55ZM60 202V201H59ZM72 202V201H71ZM80 202V201H79ZM82 202V201H81ZM73 203V202H72ZM71 203V204H72ZM124 203V202H123ZM126 203H127V201H126ZM129 203V202H128ZM126 204L125 205V203H124V207H123V209H127V207H128V205L129 204ZM245 203V202H244ZM251 203V202H250ZM62 204V203H61ZM70 204V203H69ZM101 204V203H100ZM109 204V203H108ZM107 204V205H108ZM53 205V204H52ZM106 205V206H107ZM230 205V204H229ZM77 206V205H76ZM102 206V205H101ZM121 206V205H120ZM134 206V205H133ZM136 206V205H135ZM207 205H205L204 206V204H200V207L201 208H204V210H205V207H206ZM235 206V205H234ZM65 207V206H64ZM114 207V206H113ZM229 207V206H228ZM129 208V207H128ZM130 208H131V206H130ZM134 208V207H133ZM148 209H150V205L147 207ZM180 209H182L181 207H179ZM225 208V207H224ZM258 208V207H257ZM187 209V208H186ZM64 210V209H63ZM67 210V209H66ZM80 210V209H79ZM78 210V211H79ZM120 210V209H119ZM131 210V209H130ZM182 210H184V209H182ZM181 210V211H182ZM247 210V209H246ZM245 210V211H246ZM262 210V209H261ZM51 211V210H50ZM55 211V210H54ZM61 211V210H60ZM129 211V210H128ZM136 211H138V210H136ZM208 211V210H207ZM121 212V211H120ZM123 212H127V210H125V211H123ZM13 213V212H12ZM21 213V212H20ZM54 212H52V214H53ZM103 213V212H102ZM55 214V213H54ZM119 214V213H118ZM56 215V214H55ZM65 215V214H64ZM63 215V216H64ZM74 215V214H73ZM120 215V214H119ZM25 216V215H24ZM29 216V215H28ZM126 216V215H125ZM141 216V215H140ZM60 217H62L61 215H60ZM66 217V216H65ZM128 217V216H127ZM136 217V216H135ZM199 217V216H198ZM209 217H210V215H209ZM231 217V216H230ZM234 217V216H233ZM67 218V217H66ZM124 218H126V217H124ZM185 218V217H184ZM232 218V217H231ZM235 218V217H234ZM39 219H41V218H39ZM52 219H54V217L52 218ZM58 219V218H57ZM181 219H182V217H181ZM50 220V219H49ZM61 220V219H60ZM127 221H128V219H126ZM185 220V219H184ZM28 221V220H27ZM42 221V220H41ZM54 221V220H53ZM100 221V220H99ZM103 221V220H102ZM130 221V220H129ZM182 221V220H181ZM180 221V222H181ZM4 222V221H3ZM23 222V221H22ZM35 222V221H34ZM122 222H124V221H122ZM132 222V221H131ZM130 222V223H131ZM24 223V222H23ZM22 223V224H23ZM41 223V222H40ZM58 223H60V222H58ZM125 223V222H124ZM28 224V223H27ZM26 224V225H27ZM182 224V223H181ZM102 225V224H101ZM126 225V224H125ZM183 225V224H182ZM217 225V224H216ZM81 226V225H80ZM103 226V225H102ZM132 226V225H131ZM143 226V225H142ZM8 228V227H7ZM102 228V227H101ZM9 229V228H8ZM22 229V228H21ZM24 229V228H23ZM244 229V228H243ZM25 230V229H24ZM23 230V231H24ZM98 230V229H97ZM5 231V230H4ZM14 231V230H13ZM21 231V230H20ZM236 231V230H235ZM221 232V231H220ZM239 233V232H238ZM241 233V232H240ZM239 233V234H240ZM22 234V233H21ZM25 234V233H24ZM96 234V233H95ZM234 234V233H233ZM237 234V233H236ZM6 235V234H5ZM29 235V234H28ZM66 235V234H65ZM214 235V234H213ZM139 236V235H138ZM10 237V236H9ZM65 238V237H64ZM71 239V238H70ZM134 239V238H133ZM2 242V241H1ZM4 242H5V240H4ZM150 242V241H149ZM8 244V243H7ZM17 244V243H16ZM136 244V243H135ZM134 245V244H133ZM247 245V244H246ZM249 245V244H248ZM247 245V246H248ZM136 246V245H135ZM225 246V245H224ZM4 247V246H3ZM9 248V247H8ZM13 248V247H12ZM15 250V249H14ZM235 250V249H234ZM230 251V250H229ZM218 252V251H217ZM253 252V251H252ZM219 253V252H218ZM231 254V253H230ZM220 255V254H219ZM225 255V254H224ZM221 256V255H220ZM5 258H7V257H5ZM130 258V257H129ZM9 260V259H8ZM261 260H259V262H260ZM2 262V261H1ZM229 263V262H228ZM264 263V261L263 262H261V263H258V264H263ZM257 264V263H256Z\"/></svg>",
    "mask_w": 264,
    "mask_h": 264
}]
</instances>
